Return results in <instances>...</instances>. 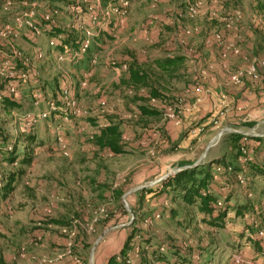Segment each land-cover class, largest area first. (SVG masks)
<instances>
[{
    "label": "rangeland",
    "instance_id": "374dc122",
    "mask_svg": "<svg viewBox=\"0 0 264 264\" xmlns=\"http://www.w3.org/2000/svg\"><path fill=\"white\" fill-rule=\"evenodd\" d=\"M263 9V0H11L10 4L0 0V69L15 58L28 68V74L18 75L20 82L8 87L15 89L21 107L8 113L0 106V122L12 134L34 133L38 143L29 165L9 163L0 154V185L11 174L17 175L9 199L0 196V264H106L133 227L151 244H162L161 252L171 260L168 246L182 249L187 260L198 264H264V255L253 244L260 242L264 252V236L258 234L264 229V178L246 168V162L264 167V141L253 144L244 137L264 138L260 117L264 107L258 109L257 121L250 104L240 109L243 115L237 124L220 122L215 116L213 136L204 139V155L193 165H210L214 182L225 168L211 160L213 156L242 168L237 174L230 172L229 188L212 184L220 206L225 198H232L224 228L208 229L195 210L186 216L169 197L148 192L161 189L164 179L187 168L183 151L176 141L167 140L163 127L171 120L170 107L175 108L176 122L172 121L180 125V110L175 107L180 98L175 100L178 94L172 83L186 80L187 70L196 76L194 54L202 51L198 40L212 30L211 25L220 24L214 18L229 19L236 27L242 17L252 18ZM24 14L36 22L52 16L59 26L73 24L71 30L79 33L81 43L88 40L90 48L84 51L80 44L78 50L57 51L50 39L24 23ZM85 29L91 32L88 38ZM183 42L190 58L187 64L176 77H159L168 105L142 102L140 96L145 97L147 89L127 87L124 67L132 59L150 64L178 55ZM241 49L246 56L249 49ZM258 49L264 56V46ZM237 57L230 60L228 74L230 79L243 75L239 82H230L255 86L253 81L258 80L263 85L264 75L258 72L255 77L247 71L252 65L264 68V58L248 63ZM205 62L202 54L200 64L208 73ZM191 82L197 83L193 78ZM215 94L222 102L224 98ZM256 99L262 100L256 107H262L264 93L256 94ZM199 100L196 97L194 103ZM139 106L161 115L141 118ZM222 112L217 116L222 117ZM109 116L120 124L122 155L113 156L92 144ZM245 143L251 152L242 156L239 149ZM17 150L22 156L25 145L20 142ZM235 204H250L253 211L236 216L231 208ZM170 208L180 213L172 217ZM133 240L145 247L137 237ZM201 252H205L202 258Z\"/></svg>",
    "mask_w": 264,
    "mask_h": 264
},
{
    "label": "trees",
    "instance_id": "16d2710c",
    "mask_svg": "<svg viewBox=\"0 0 264 264\" xmlns=\"http://www.w3.org/2000/svg\"><path fill=\"white\" fill-rule=\"evenodd\" d=\"M51 17L40 22L33 20V26L48 39L55 41V49L57 51L61 52L65 49L78 50L82 38H80L76 30H71L73 24L68 25L70 28L59 26L54 21V18ZM183 63L184 57L181 55L158 58L150 64H147L145 61L139 62L136 59H132L127 63V74L123 83L127 87L137 90L146 88V96H140L142 102L156 100L162 103L165 99L168 100V98L165 96L167 90L159 82V77L164 75L169 78L176 77L177 71L182 67ZM9 69L13 75H9L8 73L0 75V106L3 111L8 113L21 107V103L9 93L8 87L21 81L18 77L19 74H28V68L21 59L15 58V60H11ZM33 75L35 76V74ZM138 110L137 115L141 118H156L161 115V111L145 106H139ZM247 138L257 143H263L264 141V138L261 137L249 136L245 140ZM20 142L25 145L22 156L17 150V145ZM92 144L97 150L108 152L113 156L124 154L125 150L122 145L120 124L111 116L106 118L104 124L93 135ZM35 145H38V143H36L34 133L19 132V134H12L0 122V154L5 156V161L9 163L21 161L20 163L29 165L33 159ZM244 147L249 150L246 147V143ZM239 153L242 154L241 147ZM216 163L225 168L224 174L219 176L216 182H214L215 180L213 181L209 170L210 165L202 166V164H198L176 172L161 182V189H152L148 190V192L154 195H165L166 198L169 197L171 203L181 207V212L186 216L190 215L191 210H195L201 217V223L208 229L217 230L224 228L228 218V205L232 198L230 196L227 199L225 198L223 206H219V200L212 190V184L220 183L221 186L229 188V174H237L242 168L225 163L222 159H217ZM228 167L230 168L229 172H227ZM246 168H251L255 173L260 174L264 178L263 166L246 162ZM16 181L17 175L11 174L7 182L0 185V196L3 199H9L13 190V184ZM117 195L120 197V192ZM231 208L234 210L236 216L242 215L244 210H252L250 204H235ZM179 213L180 211L177 208H170V215L172 217H176ZM137 231L138 229L131 228L119 252L110 256L106 260V264H198L194 260H187L183 255L184 251L182 249L176 247L170 248L168 246L166 251L174 259L171 260L165 253L161 252V249L164 248L162 244H151L149 238ZM136 237L140 243L145 244L144 248H141L139 243L134 242L133 239ZM253 244L255 249L260 251L259 254L264 255V252L260 248V242L253 241ZM204 255L205 252L200 253L201 258Z\"/></svg>",
    "mask_w": 264,
    "mask_h": 264
},
{
    "label": "crops",
    "instance_id": "0c3cea01",
    "mask_svg": "<svg viewBox=\"0 0 264 264\" xmlns=\"http://www.w3.org/2000/svg\"><path fill=\"white\" fill-rule=\"evenodd\" d=\"M255 4H257V2L253 1L252 5L254 6ZM214 19V21L220 24L211 25L212 30H210L209 33L205 31L204 37L198 40L199 44L202 46V51L194 54L196 61L194 66H198L196 76L190 75L189 70H187V72L183 73V79L186 80L172 83L175 87L174 93L178 94L175 96V100L180 98L178 101L179 103L175 105V107L180 110L179 116L177 117V119L180 120V125L175 126V122L170 120L165 123L163 127L164 135H166L167 140L176 141V143H178L177 148L181 152L183 151L181 155L183 160L187 163L184 167L193 166L204 155V139L213 136V128L215 127L213 126L214 123L212 119L215 116L220 122L237 124V121L241 119V115H243L240 109L250 104L253 105L251 107H255V110L252 112V119L257 121L258 109L261 110L264 107V105L260 108L256 107L259 103H262L261 99H256V94L264 93V84L259 85L257 83L258 80L253 81L256 82L254 83L255 86H248L247 83L243 84V82L239 84L232 83L230 82L231 79L228 74V71L232 70L230 69V60L236 58V56H238V60L242 58L243 62L246 61L248 63L259 62L264 58V56L259 55L260 51L258 49L259 46H264V11L263 13L252 15V18L248 17L244 19V17H242V20L236 22V27L233 26L234 23L232 22L231 28L226 27V22H221L222 20H217V18ZM235 20H237V18ZM218 34L220 39H216L215 37ZM180 44L181 45L179 46L178 44V46L182 48L180 52L177 51L176 54L183 56L184 64H187L189 56L183 49L185 42ZM229 46H235L241 50V52H239V54H233L231 51L226 50ZM242 47L249 49L246 56L243 55ZM201 53L204 55V58L207 59L204 66L209 69L208 73H204V68H202L203 66L200 64L202 60ZM257 69L259 74L261 73L263 76L264 68L257 66ZM191 78L195 79L197 83L193 84V82H191L190 84ZM199 82L201 85L196 88H202L201 93L195 88ZM204 89H207V92H204ZM256 91H259V93H256ZM215 92H218L219 95L224 98L221 100L222 102L218 103V95H216ZM196 97L200 98L197 104L194 103ZM161 107L164 108V106ZM223 109H225V114L222 112ZM221 112L223 113L221 114L222 117H218V113ZM260 117L264 119V111L260 114ZM262 122H264V120H262ZM204 133L206 134L205 136ZM251 141L253 144H257V142ZM210 154L211 152L209 151L208 155L210 156ZM219 157L220 156L217 155L213 156L211 160L220 159Z\"/></svg>",
    "mask_w": 264,
    "mask_h": 264
},
{
    "label": "built area",
    "instance_id": "2783aa9c",
    "mask_svg": "<svg viewBox=\"0 0 264 264\" xmlns=\"http://www.w3.org/2000/svg\"><path fill=\"white\" fill-rule=\"evenodd\" d=\"M10 1L11 0H6V3L7 4H10ZM120 6L121 7H124L125 6V3H123V2H121L120 3ZM76 8L78 9V6H76ZM24 16V18H25V24L28 26V27H30V28H32V29H34V30H36L35 29V27L33 26V20H29V18H26V16L27 15H23ZM226 21V24H227V28H231V26H232V22L228 19V20H225ZM84 34H85V36L88 38V37H90V35H91V32L89 31V30H87V29H85L84 31ZM38 33H39V31H38ZM91 37H93V35L91 36ZM216 37V39H220V36H219V34L218 35H216L215 36ZM50 44L51 45H55V41L54 40H51V42H50ZM81 47L83 48V50L84 51H86V50H88L89 48H90V44H89V41L88 40H84L83 41V43H81ZM226 50L227 51H231L233 54H238L239 53V49L238 48H236L235 46H229V47H227L226 48ZM261 64H262V66L264 67V61L263 62H261ZM5 65H6V68H1L0 69V71H2L4 74L5 73H8L9 75H13V73H11L9 70V64H8V62L7 63H5ZM252 68L249 70V71H247V73L248 74H255V77L258 75L257 73H258V70H257V67L256 66H254V65H252L251 66ZM125 69L127 68L126 66L124 67ZM0 74L1 75H3L1 72H0ZM241 75H243V74H237V75H235V76H233V77H231V79L234 81V82H239L240 81V77H241ZM22 76H24V74L22 75ZM9 93L13 96V97H15V95H16V93H15V89L14 88H9ZM197 91H201L199 88H197ZM152 102H159V101H156V100H153ZM167 102L168 101H166V99L162 102V105H164V106H167L168 104H167ZM161 103V102H160ZM53 104H55V102H51L50 103V105L51 106H53ZM171 111V112H170ZM168 117H169V119H171V120H173V121H175L176 122V115H175V108H172V107H170V109H169V114H168ZM223 134H222V132H219V134H218V137H221ZM244 137H247V136H244ZM214 140H215V138H214ZM214 143H210V146H212ZM241 152H242V156H244V155H246L247 154V152H251L250 150H248L247 148H241ZM263 159H264V154H263ZM227 170H229L230 171V168L228 167L227 168ZM218 171H219V169H218ZM218 205L220 206L221 205V202L219 201L218 202ZM259 236H264V229H261L260 231H259Z\"/></svg>",
    "mask_w": 264,
    "mask_h": 264
}]
</instances>
